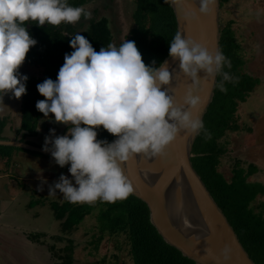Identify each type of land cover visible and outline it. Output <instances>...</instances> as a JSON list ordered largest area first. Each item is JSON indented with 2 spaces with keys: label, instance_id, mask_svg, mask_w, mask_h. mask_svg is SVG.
<instances>
[{
  "label": "clouds",
  "instance_id": "9594fccd",
  "mask_svg": "<svg viewBox=\"0 0 264 264\" xmlns=\"http://www.w3.org/2000/svg\"><path fill=\"white\" fill-rule=\"evenodd\" d=\"M164 2L181 7L188 21L196 20L197 12L211 13L216 5V0H198V9L193 10L188 0ZM81 17L89 19L91 12L83 6H71L69 0H0V103L6 94L16 99L26 94L28 77L19 69L37 41L25 24L60 26L75 24ZM78 33L71 36L69 46L73 51L65 54L56 80L46 78L36 86L45 98L36 102V109L47 118L52 114L54 122L67 126L66 134L57 136L55 129H50L45 137L43 150L59 167L69 165L71 176L61 174L49 194L59 190L72 204L115 203L127 199L133 191L122 164L136 157L150 159L163 154L181 131H203L206 139L211 138L202 120L190 110L197 103L191 89H186L180 99L169 91L173 69L190 81L201 74L213 80L220 75L221 91H227L224 82L235 83L238 78L224 70L231 68V61L222 51L210 50L181 32L169 43L168 55L177 62L175 66L168 60L159 64L153 60L146 65L136 43L125 39L118 47L108 44L97 52ZM7 120V126H12ZM19 127H11L16 130L15 136L0 140L20 136L22 142L34 145L26 142L24 135L29 133L18 132ZM101 127L116 138L111 142L97 139ZM181 208L178 202L177 211ZM222 255L224 261L229 259L227 249Z\"/></svg>",
  "mask_w": 264,
  "mask_h": 264
},
{
  "label": "trees",
  "instance_id": "16d2710c",
  "mask_svg": "<svg viewBox=\"0 0 264 264\" xmlns=\"http://www.w3.org/2000/svg\"><path fill=\"white\" fill-rule=\"evenodd\" d=\"M88 1L69 0V4L82 6ZM231 1L220 0L221 7ZM86 22L87 19L81 17L80 21L75 24H61L60 26L39 27L34 23L25 24L29 34L37 43L30 48L25 62L19 69L21 74L28 77L26 94L18 99L21 124L17 131L26 130L29 134H25L24 138L37 135L39 124L44 117L35 107L37 101L45 99L38 93L36 86L46 78L56 80L59 68L63 66L65 54L73 51L69 46L71 36L79 32L78 34L85 36L97 52L101 47L115 44V35L106 17L93 18L84 27ZM133 24L125 40L136 43L146 65L153 60L157 64L163 62L169 56V43L178 32L170 3H165L164 0H135ZM231 25V20L227 24H222L220 48L231 61V68L224 70L238 79L235 83L224 82L227 91H221L222 77L217 75L215 95L203 120L204 129L211 133V138L206 139L203 131L198 134L192 149L191 160L250 258L255 264H264V200L255 204L257 196L264 195V184L248 180L256 167L254 165L247 168L236 166L230 180L226 179L218 168L220 158L226 153L220 140L227 130L236 131L240 128L234 118L237 105L239 102H245L248 94L259 83L257 78L242 71L244 62L241 47ZM29 67L35 68L36 71H29ZM6 124L8 120L0 116V139L7 138L3 135ZM97 131V139H104L108 142L115 139L102 127ZM60 135H63V132ZM14 151L43 155L20 147L0 145V159H6L9 163ZM46 200H49L50 207L55 211V219L60 222L61 234L39 232L41 238L32 239L37 246L43 248L47 245L48 247L49 242L54 239L62 241L63 234L76 229L84 218L96 209L101 232L98 241L106 233L123 234L129 244V254L133 264H196L163 240L150 221L147 204L131 194L127 199L115 203L97 201L91 205L72 204L66 200L58 203L50 201L48 197L45 198ZM53 244H51V250L44 248L54 252L56 247ZM73 250V241L68 240L67 245L57 250V253L55 252L56 261L53 264H74Z\"/></svg>",
  "mask_w": 264,
  "mask_h": 264
},
{
  "label": "rangeland",
  "instance_id": "374dc122",
  "mask_svg": "<svg viewBox=\"0 0 264 264\" xmlns=\"http://www.w3.org/2000/svg\"><path fill=\"white\" fill-rule=\"evenodd\" d=\"M82 6L91 13L96 8L109 17L115 40L125 39L134 26L135 0H89ZM220 17L221 27L232 21L244 62L242 71L257 78L259 83L246 101L237 105L234 118L240 128L227 130L220 140L226 153L220 158L218 168L230 180L236 166L254 165L256 170L248 180L264 184V0H232L221 7ZM18 102L9 93L3 96L4 104L0 103V116L8 118L14 127L21 124ZM39 125L43 140L50 129L58 127L52 114L49 118L43 117ZM11 131L10 137L15 136L16 130ZM55 135L59 136L56 130ZM68 167H59L51 156L25 155L19 151L13 152L9 163L0 160V264H53L55 252L67 245L68 240L73 241L74 264H133L123 234L106 233L98 241L101 232L96 209L76 229L62 233V241L54 239L56 241L51 240L48 247L44 246L51 250L54 243V252L33 242L36 237L41 238L39 232L61 234L60 222L45 198L58 203L65 200L59 190L49 194V189L61 174L71 179ZM263 200L264 195H259L255 204Z\"/></svg>",
  "mask_w": 264,
  "mask_h": 264
},
{
  "label": "water",
  "instance_id": "95a60500",
  "mask_svg": "<svg viewBox=\"0 0 264 264\" xmlns=\"http://www.w3.org/2000/svg\"><path fill=\"white\" fill-rule=\"evenodd\" d=\"M188 4L193 10L199 7L198 0H188ZM171 7L178 32L210 50L221 51L220 0H216L211 13L200 15L197 12L194 21L184 18L181 7ZM165 60L173 66L177 64L169 56ZM216 84L217 76L213 80L201 74L196 81H190L177 69H173L169 91H173L177 99H180L186 89H191L197 103L190 110L203 122L213 101ZM198 134L181 131L164 149L163 154L150 159L136 157L122 164L123 172L133 189L131 195L147 204L150 221L163 240L196 264H255L193 166L192 149ZM20 138L0 140V145L50 155L42 147L22 142ZM178 202L182 204L179 212ZM185 219L188 221L187 226ZM225 249L229 257L227 261H224L222 255Z\"/></svg>",
  "mask_w": 264,
  "mask_h": 264
},
{
  "label": "crops",
  "instance_id": "0c3cea01",
  "mask_svg": "<svg viewBox=\"0 0 264 264\" xmlns=\"http://www.w3.org/2000/svg\"><path fill=\"white\" fill-rule=\"evenodd\" d=\"M11 127H12V126L8 127V129L6 128V130H5V132H4V136H6V137H10V136H11V134H12V131H11V130L13 129V128H11ZM9 128H10V129H9ZM66 129H67V126H66V125L59 124V123H58V127L55 128L56 132H58L59 135L62 134V132H64ZM40 130H41V129H38V133H37V135H35V136H28L27 139H26V142L33 143L35 146H39V147H42V148H43L45 140H43V139L41 138V137L44 136V134L41 133ZM45 137H46V136H45ZM37 138H38V139H37ZM43 141H44V142H43ZM19 152H21L22 154L28 155V154H26L25 151H19ZM49 156H50V155H49ZM45 172H47V171H45ZM47 180H48V179H47ZM0 207H1V206H0ZM0 212H2V210H0Z\"/></svg>",
  "mask_w": 264,
  "mask_h": 264
},
{
  "label": "flooded vegetation",
  "instance_id": "af4514ba",
  "mask_svg": "<svg viewBox=\"0 0 264 264\" xmlns=\"http://www.w3.org/2000/svg\"><path fill=\"white\" fill-rule=\"evenodd\" d=\"M90 1H93V0H90ZM101 17H106L107 19H108V21H109V25H111V20L109 19V17L108 16H106L104 13L103 14H101V13H99V12H97V10H96V8H94L93 9V13H91V18H89V19H87V22L85 23V26L84 27H86L87 25H88V23H89V21L91 20V19H93V18H101ZM115 37V36H114ZM115 40V39H114ZM121 42V40H119V39H116L115 40V45L117 46L119 43Z\"/></svg>",
  "mask_w": 264,
  "mask_h": 264
}]
</instances>
